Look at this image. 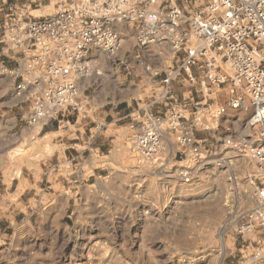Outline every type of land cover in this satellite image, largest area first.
<instances>
[{
	"label": "rangeland",
	"instance_id": "1",
	"mask_svg": "<svg viewBox=\"0 0 264 264\" xmlns=\"http://www.w3.org/2000/svg\"><path fill=\"white\" fill-rule=\"evenodd\" d=\"M8 1L34 17L55 11L51 0ZM124 31L119 57H103L105 76L80 81L83 108L43 128L24 119L30 102L15 93L20 79L0 71V264H236L248 250L254 235L237 228L257 202L258 168L215 148L224 129L196 131L202 157L185 153L166 130L158 166L131 150L138 129L131 118L102 115L133 106L138 95L135 73L143 68L131 55L133 31ZM6 62L19 66L13 57ZM80 123L100 129L88 131L96 148L75 131ZM233 125L234 134L245 128Z\"/></svg>",
	"mask_w": 264,
	"mask_h": 264
},
{
	"label": "built area",
	"instance_id": "2",
	"mask_svg": "<svg viewBox=\"0 0 264 264\" xmlns=\"http://www.w3.org/2000/svg\"><path fill=\"white\" fill-rule=\"evenodd\" d=\"M51 1L52 14L34 17L27 6H11L0 22V71L20 79L15 93L30 102L25 121L43 128L80 111V81L105 76L103 57L117 59L124 29L132 30L138 53L131 55L142 73L160 77L153 103L164 111L146 106L129 114L138 128L131 150L162 165L169 130L185 153L202 157L196 131L224 129L215 148L243 154L258 168L257 202L237 228L254 237L236 264H264V0ZM7 57L19 66L10 68ZM161 59L168 62L156 66ZM175 81L189 86L191 96L180 99ZM236 120L245 123L240 134L233 133Z\"/></svg>",
	"mask_w": 264,
	"mask_h": 264
},
{
	"label": "crops",
	"instance_id": "3",
	"mask_svg": "<svg viewBox=\"0 0 264 264\" xmlns=\"http://www.w3.org/2000/svg\"><path fill=\"white\" fill-rule=\"evenodd\" d=\"M16 6L17 8L21 9L22 7L19 6V4L13 5L9 3L8 0H3L0 2V22L3 23L9 13L10 7ZM24 6V5H23ZM137 77H139L138 83L135 84L136 92L138 95L133 97L134 105L130 102H127L123 105H118L114 107V110L111 109L110 111H105L102 113L104 118L109 117V115H112L116 117V115H121L120 118H128L129 114L133 111H136L138 109H141L143 107L148 106L152 112H163L164 111V105L163 104H154L153 103V95L155 92L160 90V77L151 76L149 74H145L142 72L135 73ZM173 87L176 90V92L179 95L180 99L188 98L191 96V90L189 86L184 84L183 82L175 81L173 83ZM77 125V122L75 123ZM74 124V127H75ZM103 124V123H102ZM78 128H74L77 133L80 132V134L88 141L85 143L86 147H89L91 149L96 148L92 147L90 144L92 142V139L90 138V135H88V131H91V135H97L100 131L99 128H89L88 123H80ZM104 125V124H103ZM125 144V142H124ZM100 152H103L100 147H97Z\"/></svg>",
	"mask_w": 264,
	"mask_h": 264
},
{
	"label": "bare ground",
	"instance_id": "4",
	"mask_svg": "<svg viewBox=\"0 0 264 264\" xmlns=\"http://www.w3.org/2000/svg\"><path fill=\"white\" fill-rule=\"evenodd\" d=\"M241 155H243V154H241ZM243 156H245V155H243ZM252 184H253V183H252ZM251 187L254 188V185H252ZM252 188H250V189L252 190ZM255 190H256V189H255Z\"/></svg>",
	"mask_w": 264,
	"mask_h": 264
}]
</instances>
